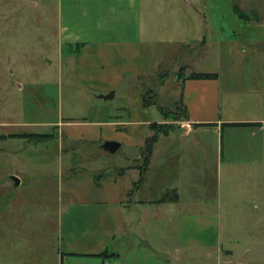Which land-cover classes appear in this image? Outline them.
I'll return each instance as SVG.
<instances>
[{"label": "rangeland", "instance_id": "1", "mask_svg": "<svg viewBox=\"0 0 264 264\" xmlns=\"http://www.w3.org/2000/svg\"><path fill=\"white\" fill-rule=\"evenodd\" d=\"M57 5L0 0V264H264V130L224 135L226 149L260 148L235 152L245 164L232 167L226 149L220 163L217 151L205 161L163 141L138 197L160 202L175 192L178 206L149 208L146 243L125 231L127 204L116 202L134 175L110 185L144 157L162 131L153 125L182 131L183 68L220 72L238 116L264 123L261 86L243 85L230 68L264 62V45L253 47L264 40L254 24L264 0H143V43L118 64L108 49L62 47ZM232 43L253 53L243 57ZM106 143L121 149L105 152Z\"/></svg>", "mask_w": 264, "mask_h": 264}, {"label": "crops", "instance_id": "2", "mask_svg": "<svg viewBox=\"0 0 264 264\" xmlns=\"http://www.w3.org/2000/svg\"><path fill=\"white\" fill-rule=\"evenodd\" d=\"M254 7H256L255 4ZM57 10L59 41L61 46L67 47L68 50L79 49L84 55L86 53L89 55L92 52L95 53V51L103 53V50L108 49L111 60L115 61L119 57L115 63L118 64L119 59L135 55L136 50L143 43V0H58ZM254 19V24L257 26L255 29L262 28L264 30V15L257 11ZM258 40L260 38H256V42ZM260 42L263 44H254V49L256 47L262 48L264 40H260ZM203 44L205 47H208L206 41ZM245 47L247 46L240 47L237 43H232L231 46L236 51L238 50L243 57H248L253 52L250 47L249 50H245ZM259 55L264 56V52H260ZM230 68L231 70L234 69V72L241 74L238 76L240 83L245 86L250 85V87H253L257 83V86H261L264 93V62L257 66L248 64L235 65ZM180 74L182 76L179 75L177 81L183 86L182 105L187 113V118L185 117L186 122L183 124V129H181L182 131L159 139V142L154 147L149 170L143 178L140 171V168L143 166L140 167V161H143L144 157L138 160L139 163L137 165L131 163L130 167L127 168V172L111 178L110 185L116 187L125 177L130 174L134 175L131 184L123 188L124 190L119 194V200L116 202L122 205L127 204L126 212L129 213L130 218L129 221L127 220V223H129L127 228L125 227V231L134 234L136 239L142 243L147 242L146 233L148 230H146V227L149 208L160 211L165 208H176L178 206V201L157 205L156 203L159 201L148 202L138 197L147 183V176L153 167L155 154L158 152L163 141H173L171 149L179 142L180 148L184 151H188L189 153L192 151L201 152L204 160L208 153H210L209 151H217L219 161L223 163L225 161L226 149L224 146V135L252 131L253 137H256L264 130V123L261 122L263 120H260V116L257 114L250 113L243 117L238 116L237 112L239 110L236 109L237 107L238 109L241 107L238 105V102L225 96L224 80L220 72L219 74H213L217 75L218 78L212 81H185L192 75L187 72V69L183 72L181 69ZM259 100L262 102L258 103V105L264 104V99L259 98ZM197 125L202 126L197 127ZM205 125H209L210 127H206ZM209 136L217 138L211 141L207 138ZM240 149L241 151L248 149L249 151H256L258 153V149L260 148H256L255 145L247 146L246 144L239 145L236 148V146L230 144L226 149V152L228 151V156L226 157L228 166L245 164V157L240 162H236L239 158H236L235 152H238ZM252 158L255 162H259L256 161L254 156ZM233 159L236 164H234ZM141 181L142 183L138 186ZM97 188L99 189V193L104 190V186ZM104 203L106 202L100 204ZM135 213L137 214V219L134 221L132 216ZM132 246H136L133 238ZM114 255L116 254L114 253ZM231 256L232 253L229 252L228 258Z\"/></svg>", "mask_w": 264, "mask_h": 264}, {"label": "trees", "instance_id": "3", "mask_svg": "<svg viewBox=\"0 0 264 264\" xmlns=\"http://www.w3.org/2000/svg\"><path fill=\"white\" fill-rule=\"evenodd\" d=\"M185 69H182V72ZM182 76V74L180 75ZM218 78L217 75H213V74H198V73H193L188 79H186L185 81H212V80H216ZM155 105V104H154ZM153 106V105H150ZM159 111L164 113V109L159 108ZM185 117L187 118V113H185ZM202 125H197V127H201ZM206 127H210L209 125H205ZM237 126H243V125H237ZM246 126V125H245ZM153 130H162L160 131V133H158L157 135H155L153 138L148 139L147 140V148H146V152L144 154V165L143 167L140 168L141 171V176L142 178L147 174L149 167L151 165V160H152V156H153V152H154V147L155 145L159 142L160 136H169L171 134L170 131L168 130H164L162 126H158V125H153L151 127ZM16 138V137H13ZM24 139H27L29 142L31 143H47L49 141H51L49 139V137L47 136H24ZM142 183V181L138 184V186ZM173 193V194H172ZM170 195H174V197H170ZM178 201V195L175 192H171L169 193L162 201H160L158 204H165V203H169V202H177Z\"/></svg>", "mask_w": 264, "mask_h": 264}, {"label": "water", "instance_id": "4", "mask_svg": "<svg viewBox=\"0 0 264 264\" xmlns=\"http://www.w3.org/2000/svg\"><path fill=\"white\" fill-rule=\"evenodd\" d=\"M104 101H112L115 99V93H112L109 96L101 97ZM121 149V145L117 143H106L102 150L111 154H116ZM17 183V186L21 185V182L18 179H14Z\"/></svg>", "mask_w": 264, "mask_h": 264}]
</instances>
